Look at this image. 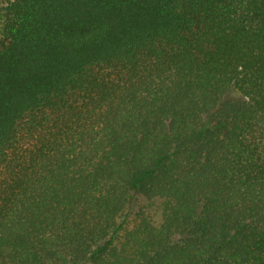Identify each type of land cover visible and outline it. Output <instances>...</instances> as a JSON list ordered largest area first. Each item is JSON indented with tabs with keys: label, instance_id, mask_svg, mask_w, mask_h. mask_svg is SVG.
<instances>
[{
	"label": "trees",
	"instance_id": "1",
	"mask_svg": "<svg viewBox=\"0 0 264 264\" xmlns=\"http://www.w3.org/2000/svg\"><path fill=\"white\" fill-rule=\"evenodd\" d=\"M0 264H264V0H0Z\"/></svg>",
	"mask_w": 264,
	"mask_h": 264
},
{
	"label": "rangeland",
	"instance_id": "2",
	"mask_svg": "<svg viewBox=\"0 0 264 264\" xmlns=\"http://www.w3.org/2000/svg\"><path fill=\"white\" fill-rule=\"evenodd\" d=\"M140 204H147V202H145L144 200H142L140 202ZM152 205V204H151ZM158 205H159V201H157L156 203H154L150 209L148 210V212L150 213L151 215V219L152 221L154 222V224L158 225L161 221V212H160V209L158 208ZM137 207H134L132 209V214L134 213V211H136Z\"/></svg>",
	"mask_w": 264,
	"mask_h": 264
}]
</instances>
